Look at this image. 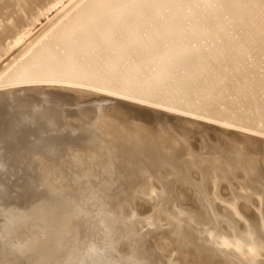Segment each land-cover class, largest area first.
Instances as JSON below:
<instances>
[{"label":"bare ground","instance_id":"6f19581e","mask_svg":"<svg viewBox=\"0 0 264 264\" xmlns=\"http://www.w3.org/2000/svg\"><path fill=\"white\" fill-rule=\"evenodd\" d=\"M70 106L98 109L108 147L143 177L202 171L203 196L190 184L173 186L176 195L191 194L184 208L197 219L200 202L228 212L230 202L217 197L232 173L236 185L264 186V169L256 172L264 166V0H0V112L35 115L42 139L61 151ZM8 142L0 136V264H67L50 222L35 225L42 209L7 161ZM198 149L209 156L208 171L194 162ZM258 205L264 201L252 199L249 208ZM145 208L150 238L162 240L169 227L163 238L171 239L189 222L172 228ZM244 236L227 241L234 249L242 244L232 256L244 264L260 256L264 264V248L256 249L264 238Z\"/></svg>","mask_w":264,"mask_h":264},{"label":"rangeland","instance_id":"374dc122","mask_svg":"<svg viewBox=\"0 0 264 264\" xmlns=\"http://www.w3.org/2000/svg\"><path fill=\"white\" fill-rule=\"evenodd\" d=\"M53 14L50 12L49 16ZM45 21L41 17L33 32ZM98 111L81 113L74 106L68 108L67 141L61 151L55 140L49 145L50 141L42 139L46 131L38 126L42 121L36 120L35 115L20 118L7 107L0 112V136L9 141L7 161L15 165L24 190L35 195V205L42 209L35 225L50 222L49 233L54 239L62 238L71 257L67 264H244L242 259L232 256L242 244L234 249L227 241L251 234L264 238V220L260 215L264 205L250 209L252 199L264 201L260 181L236 185L232 173L231 179L223 183L222 195L217 197L221 203L230 202L229 211L219 209L218 214L200 202L202 215L197 219L184 208L191 194L182 191L176 195L173 186L190 184L203 196L202 171L196 174L195 169H190V173H173L168 177L154 171L143 177L123 155L110 150L97 123L101 120ZM33 138L37 140L31 141ZM192 154L196 155L194 162L208 171L210 160L206 150L198 149ZM221 157L219 154L216 159ZM263 169L259 165L256 172L262 173ZM148 181L156 187L149 189ZM147 205L153 206L172 228L187 217L189 222L185 221L181 232L171 239L163 238L169 227L161 231L162 240H158V235L150 238L145 233L151 226L145 211ZM236 208H242L253 218L247 222L239 219ZM54 248L55 261L59 254L57 245ZM263 248V243H256L257 251ZM259 258L254 264H260Z\"/></svg>","mask_w":264,"mask_h":264}]
</instances>
